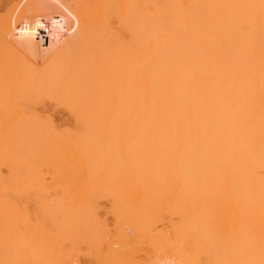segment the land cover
<instances>
[{
    "label": "bare ground",
    "instance_id": "obj_1",
    "mask_svg": "<svg viewBox=\"0 0 264 264\" xmlns=\"http://www.w3.org/2000/svg\"><path fill=\"white\" fill-rule=\"evenodd\" d=\"M0 8V264H264V0Z\"/></svg>",
    "mask_w": 264,
    "mask_h": 264
},
{
    "label": "rangeland",
    "instance_id": "obj_2",
    "mask_svg": "<svg viewBox=\"0 0 264 264\" xmlns=\"http://www.w3.org/2000/svg\"><path fill=\"white\" fill-rule=\"evenodd\" d=\"M0 9H1V8H0ZM26 29H27L29 32L25 31V32H26L25 35H26V36H29V35H30V29H29L28 27H27ZM24 30H25V29H24ZM51 111H52V110H51ZM55 112H56V113H55ZM63 112H64V111H63V110L61 111V108H56L55 111H54L55 114H54L53 111H52V113H53V115H54L53 117L55 118V120H56L57 122H59V120H61V117L63 116V114H62ZM65 116H66V113L64 112V116H63L62 118H63V119H66ZM66 117H67V116H66ZM62 121H63V120H62ZM62 121H61V122H62ZM84 261H85V260H83V264H84V263L87 264V263H86L87 260H86L85 262H84ZM88 264H89V263H88Z\"/></svg>",
    "mask_w": 264,
    "mask_h": 264
}]
</instances>
